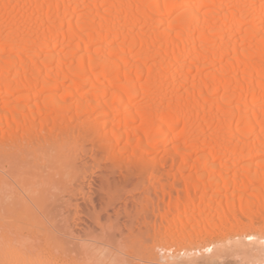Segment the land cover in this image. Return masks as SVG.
I'll use <instances>...</instances> for the list:
<instances>
[{
	"label": "bare ground",
	"instance_id": "6f19581e",
	"mask_svg": "<svg viewBox=\"0 0 264 264\" xmlns=\"http://www.w3.org/2000/svg\"><path fill=\"white\" fill-rule=\"evenodd\" d=\"M94 148L264 264V0H0V213L79 209Z\"/></svg>",
	"mask_w": 264,
	"mask_h": 264
},
{
	"label": "rangeland",
	"instance_id": "374dc122",
	"mask_svg": "<svg viewBox=\"0 0 264 264\" xmlns=\"http://www.w3.org/2000/svg\"><path fill=\"white\" fill-rule=\"evenodd\" d=\"M96 149L87 157L85 168L91 178L79 209L0 213V236L7 242L0 264H263L237 248L241 241L250 247L246 235L207 238L199 244L183 239L178 228L169 229L177 213L153 208L158 204L154 191L146 200L140 191L147 186L130 176L123 183L124 172L112 173L109 161L104 165L106 155ZM134 183L140 185L135 186L139 191L133 190ZM146 202L150 210H144Z\"/></svg>",
	"mask_w": 264,
	"mask_h": 264
},
{
	"label": "snow or ice",
	"instance_id": "6c2138e0",
	"mask_svg": "<svg viewBox=\"0 0 264 264\" xmlns=\"http://www.w3.org/2000/svg\"><path fill=\"white\" fill-rule=\"evenodd\" d=\"M251 238V237H250Z\"/></svg>",
	"mask_w": 264,
	"mask_h": 264
}]
</instances>
